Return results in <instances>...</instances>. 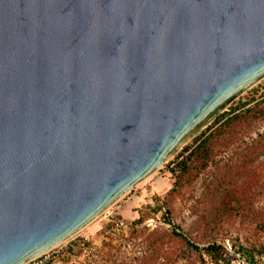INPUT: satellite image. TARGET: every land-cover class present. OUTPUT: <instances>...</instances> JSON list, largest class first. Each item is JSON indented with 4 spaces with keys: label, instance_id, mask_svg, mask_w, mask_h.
I'll return each mask as SVG.
<instances>
[{
    "label": "water",
    "instance_id": "water-1",
    "mask_svg": "<svg viewBox=\"0 0 264 264\" xmlns=\"http://www.w3.org/2000/svg\"><path fill=\"white\" fill-rule=\"evenodd\" d=\"M264 79V0H0V264L63 244Z\"/></svg>",
    "mask_w": 264,
    "mask_h": 264
},
{
    "label": "rangeland",
    "instance_id": "rangeland-1",
    "mask_svg": "<svg viewBox=\"0 0 264 264\" xmlns=\"http://www.w3.org/2000/svg\"><path fill=\"white\" fill-rule=\"evenodd\" d=\"M221 116L59 245L50 264H214L187 242L222 245L230 264H264V79ZM235 117L207 144V157L172 172L184 148L194 149ZM173 225L187 241L174 236Z\"/></svg>",
    "mask_w": 264,
    "mask_h": 264
},
{
    "label": "trees",
    "instance_id": "trees-1",
    "mask_svg": "<svg viewBox=\"0 0 264 264\" xmlns=\"http://www.w3.org/2000/svg\"><path fill=\"white\" fill-rule=\"evenodd\" d=\"M222 118H223L222 116L219 117L217 119V122L220 121ZM236 118H238V117H235L233 119H230V120H227L226 122H224L220 126L219 130L212 132L209 136H207L203 140H200L199 144L194 149H191V148L189 149V147L184 148L183 154L185 155V157H183L181 159L180 163L177 164V167L175 169H172V172L176 173V171L177 172L178 171H182V172L186 171L188 168V163L190 161H192L198 155L204 154V156L207 157V152H208V149L206 148L207 144L215 137V135L223 133L226 129H230L232 122ZM167 215H169V214L167 213ZM138 223H141V220ZM173 229H174V231H173L174 236L181 238L184 241H187L184 234L178 232V230H179L178 227L173 225ZM187 244L193 250H195L197 252H202V251L205 252L210 257V259L212 260V262L214 264H230V261L227 260V258H226V249H225V247H223L220 244L214 243V244L209 245V246L204 247V248L197 247L196 245H194L190 242H187Z\"/></svg>",
    "mask_w": 264,
    "mask_h": 264
},
{
    "label": "built area",
    "instance_id": "built-area-1",
    "mask_svg": "<svg viewBox=\"0 0 264 264\" xmlns=\"http://www.w3.org/2000/svg\"><path fill=\"white\" fill-rule=\"evenodd\" d=\"M57 247L53 248L52 250L38 256L37 258L32 260L33 264H50L52 261V253Z\"/></svg>",
    "mask_w": 264,
    "mask_h": 264
}]
</instances>
